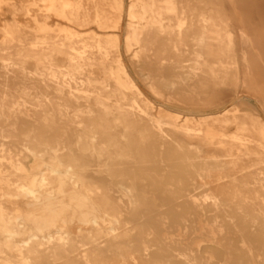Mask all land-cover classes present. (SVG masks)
Segmentation results:
<instances>
[{
  "label": "bare ground",
  "instance_id": "1",
  "mask_svg": "<svg viewBox=\"0 0 264 264\" xmlns=\"http://www.w3.org/2000/svg\"><path fill=\"white\" fill-rule=\"evenodd\" d=\"M40 1L105 37L88 44L59 30L54 41L29 40L14 15L0 24V264H264V126L227 114L237 85L261 78L263 59L247 33L236 40L227 29L220 0H195L193 19L177 0L125 8L123 0ZM3 6L15 8L12 0ZM122 12L123 49L155 67L138 73L144 86L157 97L160 86L169 92L155 115L120 56L106 59ZM35 24V33H48ZM158 37L165 45L156 61ZM167 66L178 71L166 75ZM227 80L232 88L215 108H178L175 90L198 101L209 81Z\"/></svg>",
  "mask_w": 264,
  "mask_h": 264
},
{
  "label": "rangeland",
  "instance_id": "2",
  "mask_svg": "<svg viewBox=\"0 0 264 264\" xmlns=\"http://www.w3.org/2000/svg\"><path fill=\"white\" fill-rule=\"evenodd\" d=\"M65 2H70L72 0H64ZM84 1V0H83ZM108 2V0H106ZM178 4H184L188 3L189 5V11H190V16H188V19H193L194 15L192 14V8L196 6L195 0H177ZM96 2V0H95ZM136 4L137 0H123L124 8L130 4ZM12 4L14 5V9L10 7H5L3 6L0 10V24L3 20H11L12 16L14 15L15 20H17L21 25V29L23 32V36H26L27 39L29 40H35L38 39L39 37H47L48 40L54 41L56 38L55 36L57 33H59V30H65V31H70L75 34V39L76 40H83L84 42L88 44H92V42L96 38L103 39L105 35L102 33L94 24L88 23L87 25L84 26H77L71 23H68L67 21H63L59 19L58 17H55V15L50 12L46 11L43 7V3H41L40 0H12ZM221 8L223 13L225 14L227 20H228V30L231 31L233 34L234 38L237 40V36L239 31H244L245 33L248 34V37L251 38V41L253 43V46L255 47V51L257 54L260 55V57L263 59V64L262 66H258V68L262 71V74H260L261 78L254 79L252 83H249L247 85H243L242 83H239L236 88V103L232 104L227 108L228 110V115H231L233 113H238V115H244L246 119H255L257 121L261 122V126H264V83H262V79L264 78V0H220ZM105 8L108 10L106 4ZM232 5L235 7V9H232ZM87 13L89 14L88 22H91L93 17L92 13L93 10L91 9V4L87 5ZM23 7H27L29 10L28 12H25ZM2 11V13H1ZM6 13V14H5ZM188 14V15H189ZM2 15V16H1ZM8 17H7V16ZM16 15V16H15ZM238 15V19L236 20V17ZM5 16V17H3ZM170 18H172L174 21V28L177 29L178 24L176 23L179 21V15L177 13H172L169 15ZM35 21L38 23L42 24L44 27L47 28L48 33L46 35L35 33L36 24ZM127 18L124 15V12H122L121 15V24L119 27V30L117 31V42L116 44H108L107 47V55L106 59L108 62H112L114 56L118 54L120 56V59L123 60L122 63L126 67V70L130 77L133 79L137 87L142 91L143 95L145 98H147L151 102L152 108H150V112L152 115L156 114V111L164 109L163 107L168 106V102H166L163 105H160L163 103V101L166 100L167 96L169 95V92L163 87L160 86V90L162 92L161 97L153 96L151 95L146 87L144 86V83L142 82L140 76L138 73L140 70L145 72H150L153 74V70L155 67L148 65L147 63L142 64L140 59L136 57H133L129 53H127L123 49V40L126 35V25H127ZM240 29V30H239ZM244 29V30H242ZM61 34V33H59ZM2 37L0 36V41ZM218 39H212L211 38V43L213 45L217 44L216 41ZM237 42V41H236ZM238 44V43H237ZM12 45H16V43H13ZM165 43L160 40V37H158V41L154 44L151 50L152 54V59L158 60L159 55L161 53V49L164 48ZM191 43L189 44V47H186L185 51V57L182 58L183 62L181 63L182 66L185 68L190 64L189 61V56L187 55L188 49H191ZM195 48V47H194ZM238 48L239 46L236 45V56L234 57L236 67L241 68V65L243 62L240 61L239 54H238ZM244 50L249 52V56H252V53L249 49H246V46L242 47ZM250 48V47H248ZM245 51V52H246ZM247 52V53H248ZM6 52H0V56L5 55ZM120 53V54H119ZM122 55V56H121ZM188 56V57H187ZM129 57V58H128ZM249 58V57H248ZM252 58V57H251ZM134 59V60H133ZM187 59V60H186ZM29 60V61H28ZM186 60V61H185ZM137 61V62H136ZM163 63L167 64L168 62V57L163 56ZM166 61V62H165ZM131 62L133 64H131ZM227 64L225 65L226 71H230L234 68L235 65L231 63V61H227ZM31 64V65H30ZM33 62L30 59H26L25 61V68L30 71L33 69ZM134 65V66H133ZM30 67V68H29ZM32 67V68H31ZM257 68V69H258ZM175 71H178V69H173ZM171 67L167 66L165 69V74H170L171 71H173ZM257 78V77H256ZM145 87V88H144ZM232 88L230 80H227L224 83H216L213 84L211 81L208 82L207 84V90L199 95L198 101L195 100L194 97H186L184 96L181 92L178 90H175L173 92V96L176 99H179L180 101H177L178 108L180 109V105H182V102L190 104V108L194 109L197 106L196 104H199V107H206L213 109L215 108L214 105L217 103L221 102L223 94L226 92L230 91ZM48 93H52L49 91ZM162 102V103H161ZM82 100H79V106H82ZM176 103V102H175ZM195 106V107H194ZM27 109L28 106L26 107ZM180 111V110H179ZM178 114V113H176ZM181 115V114H180ZM183 116V115H181ZM165 130L168 132L166 134V140H170L172 134L169 133V129L165 127ZM215 147V146H214ZM198 161V159L196 160ZM178 164V163H177ZM259 167H264V155H263V163L258 165ZM176 173H179V170H175ZM198 183L199 179H195ZM195 181V182H196ZM203 189L199 188L197 189L194 193L196 194V198L198 201H203L204 200V195L206 193L202 192ZM201 193V194H200ZM209 202V200H207ZM228 215L234 216L235 218V213H229ZM224 216V215H223ZM229 219V218H227ZM174 230H169V237L177 235V232H173ZM173 234V235H172ZM192 238L195 236H191ZM173 238V237H172ZM201 239H194L191 240L190 242L192 243H199L200 248H204L205 244L207 242H203ZM203 246L201 247V245Z\"/></svg>",
  "mask_w": 264,
  "mask_h": 264
}]
</instances>
